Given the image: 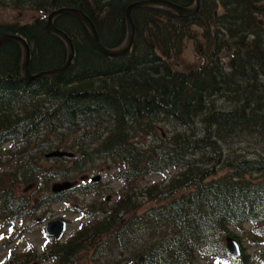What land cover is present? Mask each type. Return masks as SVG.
<instances>
[{
    "label": "trees",
    "instance_id": "trees-1",
    "mask_svg": "<svg viewBox=\"0 0 264 264\" xmlns=\"http://www.w3.org/2000/svg\"><path fill=\"white\" fill-rule=\"evenodd\" d=\"M137 1L0 0L39 14L0 21V37L23 36L38 74L69 56L48 26L53 11L81 10L116 49L127 41L126 11ZM170 1L191 7L196 0ZM132 15V48L113 57L81 17L55 16L75 49L61 74L26 79L22 44L0 47V229L10 224L3 240L37 214L18 192L22 185L48 189L110 161V179L123 184L112 205L84 209L88 223L72 237L50 240L41 253L12 248L0 264H80L82 256V264H264V0H202L193 17L165 6ZM188 42L199 66L180 71L174 63ZM55 149L74 155L48 158ZM229 236L242 248L237 262L226 252Z\"/></svg>",
    "mask_w": 264,
    "mask_h": 264
},
{
    "label": "rangeland",
    "instance_id": "rangeland-1",
    "mask_svg": "<svg viewBox=\"0 0 264 264\" xmlns=\"http://www.w3.org/2000/svg\"><path fill=\"white\" fill-rule=\"evenodd\" d=\"M36 15L39 14L35 10H19L0 5V21L9 22L15 20H30ZM174 65L180 71H189L199 66V60L194 54L193 44L191 42H188L184 52L181 55L179 63H174ZM143 139L144 138H142V140ZM152 141L156 140L152 139ZM110 166V162H100L97 166L87 168L82 174H79L74 178L54 179L49 184L48 189L46 185H38L37 182L32 183L31 185H22L18 192L28 198L30 206L36 209L37 214L32 219L28 220L27 226L30 227L29 229L26 227V230L19 232L14 227L16 236L11 238L10 235L13 233H9V241L3 240L0 234V244L5 243V246L0 249V263H2L7 258L8 250L10 248L12 249L17 247L19 251L24 247H28V243L34 247V251L41 253L44 248L43 244L49 241L48 237H46V231L44 227L46 223L51 220L65 219L68 221V230L63 240L68 239L76 234L85 223H88L85 219V210L82 209H89L93 204L100 203L102 201L101 196L95 195L94 192L72 190L70 193L60 196L57 200L49 202V198H47V196L51 193V187L56 182L71 181L75 185L88 182L90 180L83 178L84 175H87L88 178H91L92 176H100V183H102L101 187L104 188L106 187V183L109 181L108 172L112 171ZM160 178V176L147 177V181L155 182ZM108 187V190L105 192V194H103L105 196H110L108 205H112L117 198L116 193L120 188V184L118 182H108ZM42 219H45V221H42ZM9 225L10 224L8 223L5 228H1L0 233L5 229L7 230ZM20 226L21 225L18 224V227ZM50 242L48 244H50ZM82 257L83 258L81 259L80 264L85 263L86 261L85 257ZM46 264L50 263L48 262ZM196 264H218V262L214 259L206 260L199 258L196 260Z\"/></svg>",
    "mask_w": 264,
    "mask_h": 264
},
{
    "label": "water",
    "instance_id": "water-1",
    "mask_svg": "<svg viewBox=\"0 0 264 264\" xmlns=\"http://www.w3.org/2000/svg\"><path fill=\"white\" fill-rule=\"evenodd\" d=\"M201 3H202V0H196L195 5L191 7L182 6L170 0H143V1H137V2L132 3L131 5L128 6L127 11H126L127 21H128V40L126 44L119 49H110L101 42L95 24L81 10L76 9V8H70V7H64V8L57 9L49 15L48 26L53 32L60 35L66 40L68 47H69V56H68L66 63L62 67L53 69V70L44 71L36 75H33L30 70L31 47L23 36L19 34H4L0 37V47L5 42L12 40V39L18 40L23 45L24 47L23 74L27 79H34L35 77L43 76L46 74H61L65 72L67 68L70 66V64L72 63V60L74 58L75 49H74V44L72 42V39L68 36V34L64 32L63 30L59 29L54 23V18L58 14L73 13L81 17L88 24L91 30L94 42L96 46L99 48V50L108 56H120V55H124L128 53L132 47V44L135 38V31H136L132 13L136 8L145 7V6H166V7H169L175 10L181 16L193 17L199 13L201 9ZM61 155H73V154L69 152H65V151H58V150L47 154L48 157L61 156ZM71 186L72 184L70 182L56 183L53 185V191L61 192L66 189H69ZM46 229H47L48 235L54 237L55 240L59 241L65 235V232L67 230V222L65 220L51 221L47 224ZM227 251L230 254V256L235 259L238 258L241 254L239 243L232 237L227 238Z\"/></svg>",
    "mask_w": 264,
    "mask_h": 264
}]
</instances>
